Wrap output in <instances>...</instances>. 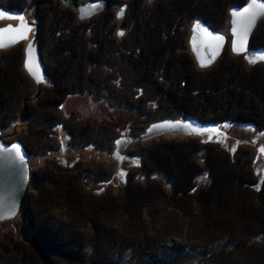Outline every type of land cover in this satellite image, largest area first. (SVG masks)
<instances>
[{"label": "trees", "instance_id": "1", "mask_svg": "<svg viewBox=\"0 0 264 264\" xmlns=\"http://www.w3.org/2000/svg\"><path fill=\"white\" fill-rule=\"evenodd\" d=\"M246 2L158 0L149 8L133 1L131 25L139 32L138 44L131 39L132 45L125 47L123 65L128 63L139 72V85L151 82L160 100L159 104L156 101L159 109L164 108L167 113L184 114L204 124L253 125L264 133V66L248 65L244 56H236L227 49L211 69H200L187 47V35L181 34L187 32L190 22H203L216 32L223 31L229 26L230 10ZM61 5L58 0H0V8L5 12L25 15L34 11V17L40 21L44 52L54 60L52 73L47 71L52 83L47 87L45 100L47 106L58 107L68 94L85 89L76 86V80L92 81L89 75L75 76L82 70L83 61H87L89 71L90 65L99 63L100 54L107 59L117 45L116 19L108 10L80 23L70 9ZM113 6L111 1L110 7ZM130 34L134 38V31ZM141 39L144 42L140 46ZM250 49H264V20L251 39ZM23 59L21 45L0 51L1 130L17 120L14 102L21 98V89L32 85ZM68 77L73 84L65 86ZM101 81L104 84L105 79ZM41 113L42 109L39 118ZM23 118L29 121V117ZM47 120L50 119H44ZM69 135L73 140L74 135ZM82 139L80 147L93 145L92 141ZM18 140L28 145L24 137ZM199 143V151L189 155L177 144L159 142L147 161H142V176L151 179L160 173L171 181L174 196L168 195L155 180L132 187L130 181L122 186L125 201L116 203L109 190L99 195L87 192L83 172L71 176L77 170H73L74 166L71 169L57 162L46 173L33 171L30 191L17 215L24 239L17 242L4 239L9 238L6 234L1 237L0 264H264V181L257 178L254 166L244 159V152L239 159L215 144ZM30 146L32 151L28 146L26 149L29 157L38 156L35 150L41 151V146ZM188 147L191 150V144ZM166 148L174 154L170 150L165 154ZM201 150L207 154L206 163L210 159L206 168L211 179L202 187L198 178L203 169L191 162ZM215 159L221 160V164H216ZM178 195H184V199ZM191 199L196 207L189 204L182 208L180 201L189 203ZM165 202L191 223L185 238L182 229L177 233L173 230L176 227L168 224H161L152 233L141 229L126 234L123 227L112 230L102 221L103 216L117 210L120 215L124 212L129 219L143 220L146 225L148 217H155L157 203ZM56 208H65L68 217L56 219L52 212ZM170 236L182 237L183 241L173 242Z\"/></svg>", "mask_w": 264, "mask_h": 264}, {"label": "rangeland", "instance_id": "2", "mask_svg": "<svg viewBox=\"0 0 264 264\" xmlns=\"http://www.w3.org/2000/svg\"><path fill=\"white\" fill-rule=\"evenodd\" d=\"M94 1L101 0H84L82 1V3L86 4L88 2ZM105 1H107L108 3V8L106 10H108L109 13L116 19L117 25L114 38L117 41V45L112 47L107 59L104 57V55L100 54V56L97 57L99 63L90 65L89 71H86V69H88V64L87 61L84 60L83 65L81 66L84 72H82V70H79V72H76V74L74 73L75 76H79L80 74L81 77H83V74L90 76L91 79L89 77H85L92 80L90 83H88L86 79H75V82L77 84L76 86H81V88H85L86 90L84 89L83 91H73L68 94V96L63 100L62 104L59 107L58 105H49V107L47 106L48 103L46 104L45 94L46 91L49 90L47 89V87L52 83L50 82L51 80L46 84L37 85L35 80L29 75L26 68L24 67L25 73L28 75L32 85L27 89H21V98L14 102L13 106L16 109L14 116L17 117V120L13 124L8 126L7 129H0V131L2 134V138L6 143L20 142L25 147V149H27L28 146V149L30 151H32L30 149V145H32V143H37L41 146V151L38 149L35 150L39 152L40 155L38 154L37 156L36 153V156L33 157H29L28 155L30 175L33 171H37L40 174L46 173L50 170L49 167H52V164L57 162L64 167H71V169L74 166L73 170L74 168L77 170L71 176H75V173H77V171L83 172L84 184L87 192L99 195L102 193H106L109 190L111 196L115 198V202L121 203L122 201H125V192L122 186L126 185L130 181L132 182L130 183L131 187L135 186L136 184H142L144 186L147 184V180L149 178L146 179L145 176L143 177V174L141 172L142 161L143 159L147 161L146 157H148V154H150L153 149L159 147V142L168 143L170 145L177 144L182 147L184 152L186 151L187 153H189V155H192L195 154V152L199 151L198 149L201 146L199 143L200 141L202 143L215 144L216 147L223 149L228 154L235 155L239 159H241L240 156H243L242 152H244V159H246V161H249L254 166L257 178L261 182L264 181V151H261V149H264V133H260L253 125L234 124L231 122H225L219 125L205 123V125H209L217 129L219 132H222L223 135L198 136L166 133L149 140L141 139V135L145 134L147 129L153 123L163 122L165 120L190 123L193 122V120L186 117L184 114H170L167 113L164 108L159 109L158 104L160 100H157V96H155V87L151 85V82H148V85H139L138 83H136L137 79L141 77V75L138 74L139 72L132 69V66L130 67L128 63L126 65H123V63H126V59L123 57L125 54V47H127V45H132L131 39H134L138 44L137 39L139 32H136V30L133 29V25H131L132 2L138 1V4L140 5L143 4L144 6L152 8L157 4L158 0ZM111 1L114 3L113 7H110ZM58 2L62 4L61 6L63 8L66 7V9H70L71 13L75 14L76 19L80 23L91 20L93 17L101 15L106 11L104 10L94 15L88 20H80L78 12L74 7L65 6L60 0H58ZM123 6H127V8L124 12L123 17L119 18L118 13H120ZM33 12L34 11H31L25 15H11L17 17L23 16L25 22H38V46L40 48L41 56L45 64V74L49 79L48 72L52 70V63L54 62V60L50 58L47 51L44 52L45 45L43 43L44 39H42L44 38V30L41 27L40 21L36 20V17H34ZM8 14L10 15L9 12ZM263 20L264 18L260 20L258 26ZM18 23V20L4 19L0 20V27H5L7 25L16 26ZM196 24L197 22H190L187 28V32L185 33L182 31L181 34L187 35V47L191 51L190 54L194 59L196 66L203 70H209L220 61V58H222V56L213 65L207 68L201 67L198 64L197 59L190 46L192 28ZM230 26L231 16L229 26L219 33L223 34L227 38L224 52L228 49L230 53L234 54L232 51V36L230 33ZM120 31H123V36L117 35ZM130 31H134V38L130 36ZM255 32L253 33V36ZM35 33L36 28L31 31L27 40H24L16 45H21L23 48L24 64L26 61V47L29 42H31L32 39L35 38ZM140 38L141 37H139V39ZM143 42L144 41L141 39L140 46L143 45ZM137 44L135 45L138 46ZM41 46H43V51ZM236 56H244L246 61L248 62V65H252L249 63L250 59H257L251 49L245 54ZM74 63H78V61ZM257 64L264 66V62H256L254 65ZM50 72L52 73V71ZM102 79H105L106 81H104V84H102ZM57 82L58 85L61 83L58 79ZM64 82L67 83L65 86H70L71 84H73V80L71 79V77H68V79L65 78ZM262 96L263 95H261V97ZM258 97L261 99L260 96ZM148 98L150 99V101ZM156 101L158 102V104L156 103ZM40 105H42L43 108L40 107ZM41 109L42 113L39 118ZM32 115L34 116V119L31 118ZM23 116H25L26 118L29 117V121L28 119H24ZM45 118L54 120L44 121ZM113 124L116 126L112 127ZM70 133L74 135L73 140H70ZM45 135L46 137L42 139V137H44ZM21 137H24L26 139V142L28 143L27 146L18 140ZM129 137L133 138V141L124 151L121 152L122 161L119 164L118 160L112 158V155L114 154L116 148L115 143L120 138ZM82 138H85V141L87 142L92 141L93 145L91 146L89 144L86 147L84 146L85 148L80 147L78 144L83 142ZM189 144H191V150L190 147H188ZM73 145L75 147H72ZM163 151H165V154H167L168 151L171 155L174 154V151H171V149L168 148ZM206 155L201 150V152L197 155L196 160L193 157V159H191V162L193 161V164L195 162V164L203 169L201 176L198 178V185L200 187L206 186L211 182L209 174L210 171L207 170L208 167L206 168V164H210V159L209 161L207 160L206 163ZM215 163L221 164V160L218 159ZM151 179L155 180V182L159 183L163 189L167 190L168 195L174 196V194H176L171 181L166 177H163L160 173L156 174L155 177ZM29 191L30 181L26 194ZM84 196L86 197L85 194ZM178 196L183 197L182 199H184V195ZM61 198L63 197L61 196L59 200ZM189 204H191V206L193 205V207H196V204H193L192 199L189 201V203H185L183 200L180 201V205L184 209L187 208ZM166 205V202L161 205L157 203L156 215L153 219H151V217H148V219H146L148 224L146 225L142 222V219V221H140L137 217L138 220H134L135 218L132 217L131 220L128 216L125 215L124 212L120 215V212L117 210L103 216L102 221L105 222L106 227H110V229L112 230H114L115 228L119 230L123 227L125 230H123L122 232L126 234H131V232L141 229H143V231L145 230L146 233H152L159 229L161 227V224H168L169 226L172 225V227L175 226L176 228H174L173 230L177 233H181L180 229H182L181 234L183 238H185L189 229V224L191 225V223L189 222V220H186L183 215L177 213L174 208ZM131 206L132 204L129 203V208H132ZM125 207L127 208V210L129 209L128 205H126ZM52 212L54 213L56 219L60 221L68 217V211L65 208H56ZM136 212L138 213L140 212V210H135V213ZM16 220L17 217L13 220L0 222V239L6 234V236H8L9 238L4 239H9V241L16 240L17 242L19 240V242H22V238L24 239V237L20 233L21 223L19 220ZM176 237L170 236V240L173 242L183 241L181 239L182 237Z\"/></svg>", "mask_w": 264, "mask_h": 264}, {"label": "water", "instance_id": "3", "mask_svg": "<svg viewBox=\"0 0 264 264\" xmlns=\"http://www.w3.org/2000/svg\"><path fill=\"white\" fill-rule=\"evenodd\" d=\"M63 2L65 6L74 7L77 12L80 20H88L92 18L94 15L106 10L108 8V3L105 0L88 2L86 4L82 3L84 0H60ZM257 4H264V0H256ZM252 3V0H248V2L241 6L235 7L230 10L231 16V26L230 33L232 36V51L236 55L245 54L249 52L250 41L255 32L258 23L261 19L264 18V12H258L256 18L254 19L251 27L249 28L246 37L244 38L243 48L242 50L237 51L240 48V36L233 35L232 29L233 19L232 16L233 11H242L243 8L247 7ZM127 6H123V15ZM0 11H3L0 9ZM4 12V11H3ZM121 12V11H120ZM11 15V14H10ZM122 16H118L122 18ZM12 16V15H11ZM28 25V31L25 33V37L23 39H18L15 43H8L9 36L11 34H5L3 37L4 43L7 45L5 47H0V50H8L15 47L18 43L27 40L31 31L36 28L35 38L32 39L31 42L26 47V61H30L36 66V71L38 75L41 77V82H38L37 79L32 76L29 71V75L35 80L37 85L48 83V76L45 74V64L43 58L41 56L40 48L38 46V22H25ZM200 25V29H196L195 25L192 28V35L190 38V46L192 52L194 53L198 64L201 66V60H204L206 63V68L213 65L224 53V49L227 43V38L211 28L207 26L203 22H197ZM5 27L0 28H6ZM13 28H17L20 26V22L13 26ZM207 30V33H211L213 37H221L217 42L213 41L211 47L208 46L207 34L203 31ZM29 49L31 52L29 53ZM253 54L257 57L256 62H264L260 57L264 56V49L253 51ZM25 61V62H26ZM210 61V63H209ZM185 134V135H217L222 136L223 133L219 132L217 129L197 123H181L178 121L165 120L163 122L153 123L146 131L145 134L141 135L142 140H149L156 136H160L162 134ZM119 141V143H117ZM133 141V138H120L116 141V148L112 158L119 161V164L122 161L121 152L124 151ZM19 146V156L23 157V161L19 159V156L12 150L13 145ZM9 150V151H5ZM30 181V165H29V157L25 147L20 142L15 143H6L0 131V222H5L8 220H13L19 214L22 204L23 198L28 190V185Z\"/></svg>", "mask_w": 264, "mask_h": 264}, {"label": "snow or ice", "instance_id": "4", "mask_svg": "<svg viewBox=\"0 0 264 264\" xmlns=\"http://www.w3.org/2000/svg\"><path fill=\"white\" fill-rule=\"evenodd\" d=\"M258 12H264V4H257L256 0H252V3L249 4L247 7L243 8L242 11H233L232 12V16L234 17L233 19V35H239L240 36V48L237 49V51L242 50L243 48V43H244V38L247 35V32L249 30V28L251 27L254 19L257 16ZM123 15V9H121V12L118 13V16H122ZM4 19H14V20H18L20 22V26L17 28H13L11 25H9L6 28H0V47H5L7 46L4 41H3V37L5 36V34H11L9 36L8 39V43H15L18 39H23L26 38L25 37V33L29 30L28 29V25L26 23H24V17L23 16H11L6 12L0 11V20H4ZM196 29H200V25L196 24L195 25ZM208 37V41L207 44L209 47H211L212 42L215 41L218 43V41L220 39H222L221 37H213L211 33H207V30L204 29L203 30ZM118 35L123 36L124 33L120 32L118 33ZM31 52V49H29V53ZM261 60H264V56L260 57ZM210 63V61H209ZM250 64H255L256 60L250 59L249 60ZM206 63L204 62V60H201V67H206ZM24 67L27 68V70L29 71V73L34 76L38 82H41V77L38 75V72L36 71V66L31 63L30 61H26L24 64ZM119 143V141L117 142ZM12 150H15V152L17 153V155L19 156V146L18 145H13L12 146ZM5 151H9V150H5ZM261 151H264V149H261ZM19 159L21 161H23V157L19 156Z\"/></svg>", "mask_w": 264, "mask_h": 264}, {"label": "bare ground", "instance_id": "5", "mask_svg": "<svg viewBox=\"0 0 264 264\" xmlns=\"http://www.w3.org/2000/svg\"><path fill=\"white\" fill-rule=\"evenodd\" d=\"M212 29V28H211ZM14 48V47H13ZM24 198H25V196H24ZM24 198H23V201H24ZM17 217V216H16Z\"/></svg>", "mask_w": 264, "mask_h": 264}]
</instances>
